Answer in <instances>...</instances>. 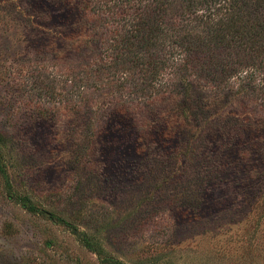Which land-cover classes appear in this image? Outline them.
<instances>
[{
  "label": "rangeland",
  "instance_id": "1",
  "mask_svg": "<svg viewBox=\"0 0 264 264\" xmlns=\"http://www.w3.org/2000/svg\"><path fill=\"white\" fill-rule=\"evenodd\" d=\"M106 3L102 11L109 14ZM77 18L70 0H0V131L7 137L3 152L13 183L46 210L99 236L106 256L114 260L264 264V215L259 217L255 203L261 169L247 165L264 151V130L241 134L244 143L237 144L223 132L229 119L215 114V120H189L188 136L178 127L180 138L153 134L140 141L132 128L117 123L102 129L92 166L75 161L66 125L52 124L29 108L17 115L6 110L8 99L20 97L10 87L12 81V86L22 82L19 57L33 56L52 33L50 25L64 26L58 36L74 32ZM50 60L46 70L55 78ZM165 75L159 82L172 78ZM260 102L264 105V99ZM249 116V123L257 119ZM249 138L250 158L244 160L241 152ZM3 185L0 179V264H103V251L89 250L63 225L26 211L7 198ZM84 207L91 214L87 227L75 222ZM51 238L55 243L46 246Z\"/></svg>",
  "mask_w": 264,
  "mask_h": 264
},
{
  "label": "trees",
  "instance_id": "2",
  "mask_svg": "<svg viewBox=\"0 0 264 264\" xmlns=\"http://www.w3.org/2000/svg\"><path fill=\"white\" fill-rule=\"evenodd\" d=\"M103 1L70 0L78 17L74 32L58 36L64 26L50 25L52 33L33 56L21 54L22 82L10 85L21 98L8 99L6 110L16 114L29 108L52 124L66 125L58 132L73 140L75 161L92 166L102 129L117 123L132 128L140 141L153 134L180 138L182 129L188 136L189 120H215V114L229 119L223 132L237 144L244 143L241 134L264 130V0H180V6L178 0H105L109 14L102 11ZM48 59L54 60L48 63L56 69L55 78L46 70ZM66 59L70 64H63ZM165 74L172 78L159 82ZM230 106L237 107L225 118L220 115ZM249 115L257 119L249 123ZM6 141L0 131V179L7 198L63 225L89 250L103 251V264H127L106 256L99 236L46 210L13 183L3 152ZM244 145L241 154L247 160L251 138ZM253 145L255 151L258 144ZM247 165L261 169L255 203L262 217L264 151ZM85 209L77 211L75 222L87 227L91 214ZM53 243L51 238L45 245Z\"/></svg>",
  "mask_w": 264,
  "mask_h": 264
}]
</instances>
